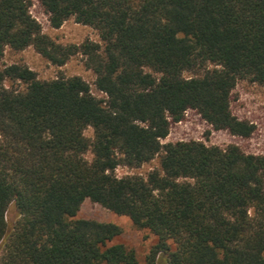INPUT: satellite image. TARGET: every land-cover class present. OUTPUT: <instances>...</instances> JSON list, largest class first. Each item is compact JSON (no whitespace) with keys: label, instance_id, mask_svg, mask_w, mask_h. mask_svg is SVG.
I'll list each match as a JSON object with an SVG mask.
<instances>
[{"label":"trees","instance_id":"obj_1","mask_svg":"<svg viewBox=\"0 0 264 264\" xmlns=\"http://www.w3.org/2000/svg\"><path fill=\"white\" fill-rule=\"evenodd\" d=\"M39 2L51 27L73 18L100 43L55 42L30 0H0V58L32 46L62 65L79 53L105 97L79 75L0 68V264H137L113 242L117 224L75 217L86 198L156 236L148 264L161 253L163 264H264V154L161 142L187 109L215 129L252 133L230 96L238 79L264 86V0ZM155 156L145 176L114 173ZM11 202L18 217L8 229Z\"/></svg>","mask_w":264,"mask_h":264},{"label":"rangeland","instance_id":"obj_2","mask_svg":"<svg viewBox=\"0 0 264 264\" xmlns=\"http://www.w3.org/2000/svg\"><path fill=\"white\" fill-rule=\"evenodd\" d=\"M29 11L39 22L42 32L55 42L78 44L88 39L100 43L99 36L94 28L75 22L73 18L66 19L58 28L51 27L48 15L39 0H30ZM14 62L27 65L39 79H49L58 75H79L89 84L93 95L99 98L105 97L104 93L95 87V75L91 69L86 67L84 57L79 53L70 56L64 64L56 65L42 57L32 46H27L22 50L5 47L0 58V68ZM189 74V72H184L186 76ZM4 83L10 85L11 81L6 79ZM13 84L19 85L20 88L23 87V83L14 82ZM230 109L237 118L253 124L254 128L249 136L232 135L226 129H215L196 110L188 109L184 112L180 121L170 124L169 132L166 137L161 139V142L200 140L207 145H218L220 147L235 144L246 153L264 154V86L249 79H238L231 91ZM84 135L91 138L93 135L92 128H85ZM84 157L90 160L92 158L91 152L86 151ZM158 166L159 156H155L139 166L117 165L114 173L118 177L126 174L145 176L148 171ZM17 217V208L11 202L5 211L8 229L11 228ZM75 217L92 218L117 224L121 232L113 239V242H120L127 248L132 249L137 264H148L147 255L151 246L156 242V236L148 229L137 228L126 215L116 214L88 198L83 200ZM162 257H165L163 253L158 254L154 264H163Z\"/></svg>","mask_w":264,"mask_h":264},{"label":"built area","instance_id":"obj_3","mask_svg":"<svg viewBox=\"0 0 264 264\" xmlns=\"http://www.w3.org/2000/svg\"><path fill=\"white\" fill-rule=\"evenodd\" d=\"M188 110V109H187Z\"/></svg>","mask_w":264,"mask_h":264}]
</instances>
